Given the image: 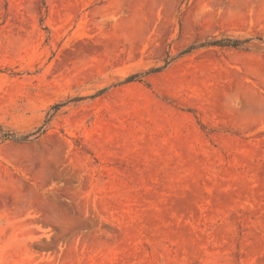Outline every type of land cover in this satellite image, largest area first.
<instances>
[{"label":"rangeland","instance_id":"374dc122","mask_svg":"<svg viewBox=\"0 0 264 264\" xmlns=\"http://www.w3.org/2000/svg\"><path fill=\"white\" fill-rule=\"evenodd\" d=\"M0 264H264V0H0Z\"/></svg>","mask_w":264,"mask_h":264},{"label":"bare ground","instance_id":"6f19581e","mask_svg":"<svg viewBox=\"0 0 264 264\" xmlns=\"http://www.w3.org/2000/svg\"><path fill=\"white\" fill-rule=\"evenodd\" d=\"M87 182H88V181H87ZM85 185H87V184H84L83 187H85ZM80 186H81V185H80ZM81 187H82V186H81ZM72 192H73V191H72ZM78 193H79V190L77 189L73 194H74V196H75V195L77 196ZM70 194H71V193H70ZM35 198H36V196H35ZM56 198H57V197H56ZM56 198H55V199H56ZM42 199H43V198H42ZM50 199H51V198H50ZM50 199H49V200H50ZM52 199H53V198H52ZM35 200H37V199H35ZM46 201H47V200H46ZM56 201H57V200H56ZM37 203H38V202H37ZM46 203L49 205V201L46 202ZM57 203H58V202H57ZM52 204H53V203H52ZM49 209H50V208H49ZM72 253H73V252H72Z\"/></svg>","mask_w":264,"mask_h":264},{"label":"trees","instance_id":"16d2710c","mask_svg":"<svg viewBox=\"0 0 264 264\" xmlns=\"http://www.w3.org/2000/svg\"><path fill=\"white\" fill-rule=\"evenodd\" d=\"M234 45H237V44H234ZM13 136V135H12ZM12 136H7V137H12ZM14 137V136H13Z\"/></svg>","mask_w":264,"mask_h":264}]
</instances>
